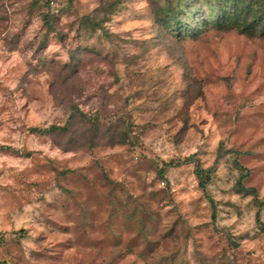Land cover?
Returning <instances> with one entry per match:
<instances>
[{
	"label": "rangeland",
	"instance_id": "rangeland-1",
	"mask_svg": "<svg viewBox=\"0 0 264 264\" xmlns=\"http://www.w3.org/2000/svg\"><path fill=\"white\" fill-rule=\"evenodd\" d=\"M245 1L0 0V264H264V33L218 29Z\"/></svg>",
	"mask_w": 264,
	"mask_h": 264
},
{
	"label": "trees",
	"instance_id": "trees-1",
	"mask_svg": "<svg viewBox=\"0 0 264 264\" xmlns=\"http://www.w3.org/2000/svg\"><path fill=\"white\" fill-rule=\"evenodd\" d=\"M168 7L165 8L166 15L160 21L165 25L177 26L180 24V8L174 6L172 0H168ZM245 13L241 16L238 10L234 13L224 12L221 18H219L218 29L220 30H239L242 33L254 34L257 32L264 33V0H246ZM68 126H51L48 129L32 128L30 131L32 134H49L54 132H66ZM239 167L240 165L237 164ZM197 177L199 179V186L201 190L207 195V186L210 178V170L201 169L200 166L196 165ZM243 169V168H242ZM246 171V170H245ZM248 176V172L242 175L239 179V188L242 192L253 196L259 201L258 191L254 188H247L243 185L244 179ZM208 200L211 203L213 210L212 220H216V206L213 199L208 196ZM263 203L259 202V209L256 213V223L259 225L262 232H264V224L261 219Z\"/></svg>",
	"mask_w": 264,
	"mask_h": 264
}]
</instances>
